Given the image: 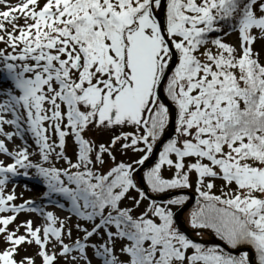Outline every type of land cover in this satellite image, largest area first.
<instances>
[{"label":"snow or ice","instance_id":"6c2138e0","mask_svg":"<svg viewBox=\"0 0 264 264\" xmlns=\"http://www.w3.org/2000/svg\"><path fill=\"white\" fill-rule=\"evenodd\" d=\"M164 5L162 25L157 11ZM0 6L7 9L0 11V72L10 82L0 89V155L12 160L0 159L6 245L0 264H36L32 256L16 259L21 246L33 244L42 264H264V63L254 50L264 45V0H0ZM232 32L239 50L220 35ZM165 81L170 105L159 94ZM173 106L175 135L164 142ZM117 126L134 131L107 143L86 138L91 128ZM27 134L40 162L30 158ZM14 137L23 143L10 149L6 141ZM69 137L75 161L66 155ZM117 146L138 159L117 161ZM29 169L46 182L45 195L70 202V216L61 220L31 200L14 203L15 188L5 189L14 177L30 179ZM193 176L199 199L190 227L211 230L222 245L206 246L177 226L172 206L188 196L162 204L149 194L191 188ZM25 212L45 223L16 224ZM73 215L92 226L77 223L82 238L65 243ZM94 236L99 243L90 242Z\"/></svg>","mask_w":264,"mask_h":264},{"label":"rangeland","instance_id":"374dc122","mask_svg":"<svg viewBox=\"0 0 264 264\" xmlns=\"http://www.w3.org/2000/svg\"><path fill=\"white\" fill-rule=\"evenodd\" d=\"M19 2H20V0H8V3L12 4V5H16ZM4 10H7V9L4 8L3 6H0V11H4ZM20 22L22 23L23 21L21 20ZM216 35L217 34L213 33L212 37H215ZM220 35L223 37L224 42L229 43V44H231L233 46H236L237 49L239 50L238 33L232 32L230 35H227V36H223V34L221 33ZM0 47H3V45H0ZM213 50L215 51V49H213ZM254 50H256L257 52L260 53V58L264 61V45H262L260 42H257L254 45ZM4 88L5 87L0 86V89H4ZM5 130L6 131H14V129L11 128L10 126H5ZM132 131H134V129L132 127H130V126H124V127L117 126L115 128H112V129L91 128L86 133V138L93 139L97 143H107L115 135H120L122 132H132ZM174 135H175V132H174ZM0 139H3V137H0ZM24 139L27 141V144L30 145L29 151L32 152V153H35L34 155H32L30 157L32 159V161L34 163L40 162V158H39V154H38V148L35 145L34 140L31 137V134H27ZM53 139H55V137H53ZM22 143H23V141L20 138L14 137L13 143L11 142V146H12L11 149L15 148L17 145H21ZM160 150H162V147L160 148ZM75 151H76V147H75V144H74V140H73L72 137H69L67 139L66 155L69 158H71L73 161H75ZM115 155L117 157V161L123 160L125 162H131V161H133L135 159H138V156H139V154L133 153L131 151H128L127 153L122 154L120 152V150H119V146H117V150L115 152ZM157 157H158V154H157ZM0 159L6 160V159H9V158L7 156L0 155ZM53 160L56 162L55 164H56V166L58 168L66 167V164H65V162L63 160H55V159H53ZM109 166H111L110 162L107 163L104 167L106 169ZM31 170H33V169H31ZM32 174L36 175V170L35 169L33 170ZM164 174L166 176H170L171 172L165 171ZM33 177L41 180L40 182L42 184L43 190L41 192H38V191L33 192V191H31V192H24L23 194H20V193L16 194L18 199L16 201H14V203L20 204V203H24L27 200H31V201H34V205H33L34 207L36 206L37 208H42L44 212L51 211L57 217H59L61 220H64L68 216H70L71 215V213L69 211L70 202H68L66 200V198L60 196L59 194L45 195L49 191L47 186H46V182L42 178L38 177L37 175L33 176ZM192 179H193V187L187 188V189L192 191L194 194L197 195V197H196V201H197V199H199V197H198V194L195 191V182H194L195 181V177L193 176ZM9 183L11 184V182H9ZM32 184H33V182L32 183L24 182L22 185L24 186V188H25V185H27L26 189H29V188L34 189ZM222 184H223L222 181L217 180L216 181L217 187L213 191L215 193L216 192H220L219 189L221 188ZM5 191L6 192H10L11 190L9 188H6ZM132 195H136V193H132ZM50 197H51V199H50ZM196 201H195L194 204H196ZM130 203L131 202L128 201V200H125L123 202L124 205H128V206H130ZM161 203L163 204V203H166V202H161ZM147 204H148V201L145 200L142 203L140 209H137L136 213H134V214H138L139 212L143 211L144 207ZM58 205H64V207L61 208V207H58ZM178 207L179 206H172V210L175 211ZM189 216H190V212L188 210V211H186L184 213L183 219L185 220L186 225L189 228H191L190 224H189ZM26 220H35V221L39 220V223L36 224L37 226H34V227H40V226H42L45 223L43 217L40 216L39 214H37V213H27V212L21 213L18 216L17 221L15 223L18 224V223H21V222L26 221ZM79 222H83V221H79L78 218L75 217L74 215L71 217V220H69L67 222V226L72 229V240H68L67 238H65V243H72L74 240H76L78 238H82L83 233L80 236H77V229L75 227L76 223H79ZM89 224H88V226H85V227L90 229ZM9 227L13 228V227H15V225H10ZM192 230L194 231L193 235L195 237L205 238V237H209L210 235H212L211 234V232H212L211 230H207V229H205V230H194V229H192ZM197 231H202V233H203L202 237L196 235ZM20 232H21V234H23L24 230L21 229ZM97 238L98 237H96V236L92 237L90 242L99 243L100 240H98ZM119 245H120V242L117 243V249L119 248ZM5 246L6 245L2 242V240H0V251H2ZM49 250L50 251H53V250L54 251H58L59 249H58V246H57L56 249H53L52 246L49 245ZM37 251H38V247L36 245H34V244L33 245H23L19 249V254L16 256V259L19 261L24 256H32V257L35 258L36 264H42L41 259L38 256H36ZM88 252H89V256L91 257L92 256V250L89 249ZM58 264H65V262H64L63 259H59ZM93 264H99V262L94 260Z\"/></svg>","mask_w":264,"mask_h":264},{"label":"water","instance_id":"95a60500","mask_svg":"<svg viewBox=\"0 0 264 264\" xmlns=\"http://www.w3.org/2000/svg\"><path fill=\"white\" fill-rule=\"evenodd\" d=\"M157 16H158V19L161 21L162 25L166 22V5L162 6L161 9H159L157 11ZM175 59L173 60L172 62V65L170 67V70L168 72V75L171 74V69H174L175 67ZM166 82V81H165ZM165 82L161 85V88L159 90V94H160V98H161V101L162 102H165L166 104H171V101H169L167 99V96L165 94V91H164V84ZM175 120H176V115H175V108L174 106L172 107V115H171V124L169 126V128L167 129V133L166 135L164 136V142H167L168 139L172 138V136L174 135V132H175ZM162 147V145H160L157 149V151L153 154V156L150 158V161L149 162H146V165L144 166V168H142L140 170V172L138 173L137 175V181L142 183L140 178L142 177V172L147 168L149 167L150 165H152L155 160L157 159V154H158V151L160 150V148ZM145 187V190L147 191V188H146V185H143ZM151 196H153L155 199H157V202L158 203H161V202H165L167 201L168 199H171V198H174L176 196H180V195H186L189 197L188 201L182 205V206H179L174 212H175V220H176V223H177V226L183 231L185 232L187 235H189L192 239L198 241V242H202L204 243L206 246L207 245H222L223 242L220 241L215 235H210L209 237H205V238H200V237H195L193 234H194V231L189 228L187 225H186V222L185 220L183 219V215L184 213L195 203L196 201V195L188 190V189H176V190H173L172 192L170 193H165L163 194L162 196H159L157 197L155 194H151L149 193ZM253 264L254 263V260H253Z\"/></svg>","mask_w":264,"mask_h":264},{"label":"bare ground","instance_id":"6f19581e","mask_svg":"<svg viewBox=\"0 0 264 264\" xmlns=\"http://www.w3.org/2000/svg\"><path fill=\"white\" fill-rule=\"evenodd\" d=\"M4 83V84H3ZM8 84V85H7ZM0 86H2V87H5V88H7V87H10V82L9 81H7L5 78H4V73H2V72H0ZM13 143V142H12ZM6 144H7V146L11 149V142H6ZM5 161V163H11L12 162V160L11 159H6V160H4ZM34 170V169H33ZM33 170H28L29 171V176L31 177L30 179L29 178H24V177H21V176H18V177H14V178H12L9 182H11V184L10 183H8V185H7V188H9L10 190H12L13 188H15V192H16V194H23L24 192H31V191H33V192H36V191H38V192H41L42 190H43V187H42V184H41V180H39V179H37V178H35V177H33V176H36V175H33L32 173H33ZM35 179V180H34ZM24 182H26V183H32L33 182V188L34 189H32V188H29V189H26V188H24V186L22 185ZM50 199H51V197H50ZM36 207V206H35ZM33 221V226H37L36 224H38L39 223V220H32ZM36 222V223H35Z\"/></svg>","mask_w":264,"mask_h":264},{"label":"trees","instance_id":"16d2710c","mask_svg":"<svg viewBox=\"0 0 264 264\" xmlns=\"http://www.w3.org/2000/svg\"><path fill=\"white\" fill-rule=\"evenodd\" d=\"M227 30V29H226ZM213 35V34H212ZM256 51V50H255ZM261 59V58H260ZM261 62L262 63H264V61L261 59ZM165 86H166V82H165V84H164V88H165ZM166 94V93H165ZM52 163L54 164V166H56V162L53 160L52 161ZM45 166H48V165H45ZM57 167V166H56ZM142 175H143V172H142ZM216 194L217 195H219L220 194V192H216ZM196 195V194H195ZM196 197H197V195H196ZM175 198V197H174ZM166 202V201H165ZM196 204H193L188 210H189V212H191L192 210H193V208H195L196 206H195ZM187 210V211H188ZM81 225H82V227H85V226H88V224H89V222H79ZM77 224V223H76ZM91 224H89V227H90V229H91ZM82 234V232H80V231H78L77 230V236H80ZM211 234H213V235H215L213 232H211ZM98 240H100V237H98L97 238ZM208 246H213V245H208ZM254 263H255V261H254Z\"/></svg>","mask_w":264,"mask_h":264}]
</instances>
